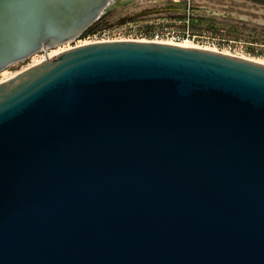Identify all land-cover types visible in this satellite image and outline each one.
<instances>
[{"label":"water","instance_id":"1","mask_svg":"<svg viewBox=\"0 0 264 264\" xmlns=\"http://www.w3.org/2000/svg\"><path fill=\"white\" fill-rule=\"evenodd\" d=\"M137 0H0V74ZM0 264H264V64L150 42L0 83Z\"/></svg>","mask_w":264,"mask_h":264},{"label":"rangeland","instance_id":"2","mask_svg":"<svg viewBox=\"0 0 264 264\" xmlns=\"http://www.w3.org/2000/svg\"><path fill=\"white\" fill-rule=\"evenodd\" d=\"M124 24L146 32L172 30L189 34L196 48L216 49L264 64V0H137L102 15L94 29ZM72 46L66 44L53 50ZM53 50L4 72L13 77ZM1 74L0 83L4 82Z\"/></svg>","mask_w":264,"mask_h":264},{"label":"built area","instance_id":"3","mask_svg":"<svg viewBox=\"0 0 264 264\" xmlns=\"http://www.w3.org/2000/svg\"><path fill=\"white\" fill-rule=\"evenodd\" d=\"M120 41L150 42L196 48V46L193 45L194 40L191 39V36L189 34L178 33L172 30L146 32L144 30L138 29L131 24H124L111 28L96 30L92 33L87 34L82 39L76 40L67 45L71 44L73 45L71 48H73L87 44ZM211 51L217 52L216 49Z\"/></svg>","mask_w":264,"mask_h":264},{"label":"bare ground","instance_id":"4","mask_svg":"<svg viewBox=\"0 0 264 264\" xmlns=\"http://www.w3.org/2000/svg\"><path fill=\"white\" fill-rule=\"evenodd\" d=\"M63 51H65V50H63L62 48H58V49H56V50L50 51L49 54H47L46 56H44L43 59L40 58L41 60H40V61L38 60L39 62L36 61L35 65H36V64H39V63H41V62H43L44 60H47V59H49V58L55 56V55H57V54H59V53H61V52H63ZM47 52H48V51H47ZM33 66H34V65H33ZM1 76L4 77V81L7 80L8 78H11V77H12V76H10V75H7L6 72H3V73L1 74Z\"/></svg>","mask_w":264,"mask_h":264},{"label":"trees","instance_id":"5","mask_svg":"<svg viewBox=\"0 0 264 264\" xmlns=\"http://www.w3.org/2000/svg\"><path fill=\"white\" fill-rule=\"evenodd\" d=\"M95 27H94V24L90 27V28H88L77 40H80V39H82L84 36H86L87 34H89V33H92V32H94V31H96L95 29H94Z\"/></svg>","mask_w":264,"mask_h":264},{"label":"flooded vegetation","instance_id":"6","mask_svg":"<svg viewBox=\"0 0 264 264\" xmlns=\"http://www.w3.org/2000/svg\"><path fill=\"white\" fill-rule=\"evenodd\" d=\"M126 1V0H123V2Z\"/></svg>","mask_w":264,"mask_h":264}]
</instances>
